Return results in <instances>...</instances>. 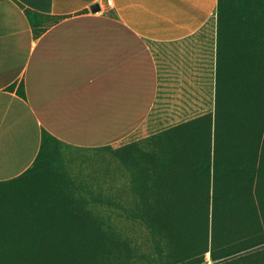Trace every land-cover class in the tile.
Wrapping results in <instances>:
<instances>
[{"label":"rangeland","instance_id":"1","mask_svg":"<svg viewBox=\"0 0 264 264\" xmlns=\"http://www.w3.org/2000/svg\"><path fill=\"white\" fill-rule=\"evenodd\" d=\"M231 50L214 117L100 149L48 139L0 184V236L20 240L0 264H264V52Z\"/></svg>","mask_w":264,"mask_h":264},{"label":"crops","instance_id":"2","mask_svg":"<svg viewBox=\"0 0 264 264\" xmlns=\"http://www.w3.org/2000/svg\"><path fill=\"white\" fill-rule=\"evenodd\" d=\"M236 32L219 0H0V183L43 134L92 150L214 117Z\"/></svg>","mask_w":264,"mask_h":264},{"label":"trees","instance_id":"3","mask_svg":"<svg viewBox=\"0 0 264 264\" xmlns=\"http://www.w3.org/2000/svg\"><path fill=\"white\" fill-rule=\"evenodd\" d=\"M219 25L223 29H225L226 26L231 28L235 27L238 31L235 34L237 35L239 40H242L243 35L247 33L246 36L248 37L249 44H248V49L244 48V52L247 53L248 56L251 57L259 56L262 51L264 52V6H262V0H219ZM240 44L241 43H239V45ZM18 92L22 96L24 95L22 87ZM47 136H48L47 134H43V150L41 151V155L45 151L44 145L46 144L49 137ZM41 155H39L38 159L35 161V164L38 162ZM35 164L33 165V167L35 166ZM31 169H29L19 178L23 177ZM9 182H5V183H9ZM0 184H4V183H0ZM58 211L60 210L58 209ZM75 214H76V209H72L73 217H75ZM42 224L45 225L44 223ZM52 224L54 225L52 228H55V231L57 232L67 231L71 229V231L67 234V236L69 235L68 237H72L73 235H76L79 231L77 227L81 225L79 220L77 219L76 221L75 219H73L71 222H68V224L65 225H63V223L61 224L52 223ZM10 232L11 230H9V232H6V234H9ZM0 238H1L0 245L5 244L7 241H9L8 243L13 242V244L15 243V240L20 242V240L18 239L15 238L13 239L11 235L9 237L7 236L4 237L2 235L0 236ZM74 240L75 239H73V242Z\"/></svg>","mask_w":264,"mask_h":264},{"label":"water","instance_id":"4","mask_svg":"<svg viewBox=\"0 0 264 264\" xmlns=\"http://www.w3.org/2000/svg\"><path fill=\"white\" fill-rule=\"evenodd\" d=\"M90 10H91V12H97V11L99 10V6H98V4H97V3L92 4V5L90 6Z\"/></svg>","mask_w":264,"mask_h":264}]
</instances>
